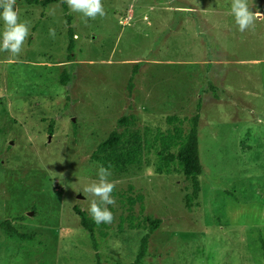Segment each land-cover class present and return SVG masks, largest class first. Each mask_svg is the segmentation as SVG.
Listing matches in <instances>:
<instances>
[{"label":"rangeland","instance_id":"1","mask_svg":"<svg viewBox=\"0 0 264 264\" xmlns=\"http://www.w3.org/2000/svg\"><path fill=\"white\" fill-rule=\"evenodd\" d=\"M23 1V51H0V222L32 238L0 229V264H130L145 217L161 223L141 264H264V19L240 32L231 0H102L105 16L68 7V21L60 2ZM248 5L264 13V0ZM195 113L194 197L156 135L177 124L168 116L187 129ZM123 115L135 123L119 130L139 133L142 161L109 168L114 220L105 236L96 228L95 249L74 208L90 216L82 189L99 166L90 156Z\"/></svg>","mask_w":264,"mask_h":264},{"label":"trees","instance_id":"2","mask_svg":"<svg viewBox=\"0 0 264 264\" xmlns=\"http://www.w3.org/2000/svg\"><path fill=\"white\" fill-rule=\"evenodd\" d=\"M61 3L62 9L66 13L68 21L71 20L70 14L67 13L68 6L65 0H24L23 3L27 4H40L44 7L53 4ZM2 11V10H0ZM69 43H68V58L71 59V52H73L75 42L74 33L71 26H68ZM136 70H133L132 75L128 81L129 89L132 88L133 76ZM69 80L67 73L64 74V82ZM199 113H195L189 118V125L187 129L182 127L184 119L177 117L176 115H171L167 117L169 122H176L170 130L166 132H161L156 135V139L159 140L162 150L166 152L163 156L165 164L167 162H175L180 167L185 178L191 181V186L193 188L191 195L197 196L199 191L198 176L202 174V164L199 156V141H198V126L200 121ZM134 119L130 116L123 115L117 120V126L111 130L108 135L101 140L95 150L92 152L90 158L96 161L99 165H103L108 168H113L115 170H125L129 166L134 164H139L142 161V151L143 144L141 141V136L138 132H130L124 134L119 130V127L128 124H134ZM51 131V130H50ZM174 149L171 152V149ZM160 170V169H159ZM142 195H137L130 199L129 210L132 209V203L135 200L142 201ZM75 212L78 214L80 219V224L90 233V239L92 241L93 248H97V241L95 238V231L98 228V232L102 235H106L104 231L105 224H96L94 220L88 216L87 212L74 208ZM149 231L141 237L137 255L134 261L130 264H141L143 258L145 257L148 249L149 236L161 223L159 218L145 217ZM0 229H3L10 233L13 237L17 239H31L32 236L26 233L19 232L11 223V220L6 219L0 222Z\"/></svg>","mask_w":264,"mask_h":264},{"label":"clouds","instance_id":"3","mask_svg":"<svg viewBox=\"0 0 264 264\" xmlns=\"http://www.w3.org/2000/svg\"><path fill=\"white\" fill-rule=\"evenodd\" d=\"M72 12L82 13L84 17L95 19L97 16L106 15L102 0H65ZM17 0H0V19L4 21L2 39H0V51L8 52L16 57L23 51V46L30 34V26L27 21L21 22L18 9L15 7ZM231 11L240 32L254 29L257 19H264V13L259 10H250L248 0H231ZM49 36L55 38L56 30L49 29ZM264 123V121H260ZM112 175L110 169L103 165L98 166V180L86 184L83 189L84 197L91 196L88 213L96 224H111L114 215L108 205L115 206L116 200L112 193L116 187L115 182L108 179Z\"/></svg>","mask_w":264,"mask_h":264}]
</instances>
